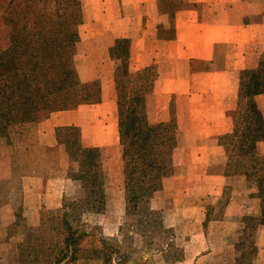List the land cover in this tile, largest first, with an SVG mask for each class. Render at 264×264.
<instances>
[{
  "label": "rangeland",
  "instance_id": "1",
  "mask_svg": "<svg viewBox=\"0 0 264 264\" xmlns=\"http://www.w3.org/2000/svg\"><path fill=\"white\" fill-rule=\"evenodd\" d=\"M80 1L82 16L77 20L72 0H0V54L8 56L15 48L10 45L20 39L39 36V31L36 35L35 32L30 35L25 25L34 21L43 23L47 26L43 34L49 42L48 47L38 44L35 51L53 49L52 57H47L49 63L51 58L56 57L58 60L60 55L67 57L73 51V67L78 85L87 81H98L101 85L99 78L90 77L102 72L107 57L91 54V51H102L101 40L95 41L94 48L90 50L91 44L81 37L84 28L81 27L83 5ZM61 21L71 23L70 28H77L80 39L74 47L68 38L71 31L67 28L63 30ZM62 41L65 47L59 44ZM21 46L24 55L26 45L22 42ZM125 46L120 43L113 51L111 47L118 98L120 95L125 113L140 117L141 120L144 116L148 122L154 123L152 92L159 74L158 65L144 72V69L137 70L130 57L127 59ZM241 77L240 71L238 87H231L239 102L233 111L237 117L238 131L234 137L220 138L225 146L224 152L215 159L214 167L223 168L226 159L229 173H233L235 167L238 170L234 174L247 175L246 172L252 171L251 176L247 177L252 183L249 184L259 189L261 184L257 179L264 177V167L260 169L258 166L257 171L253 170L237 151V147L244 145L240 141L243 139L242 134L253 128L248 121L247 98L240 97ZM175 107L172 108L175 121L169 127L149 135L151 137L147 139L148 147L161 152L151 162L169 165L170 170L162 175L158 190L142 198L138 197L131 204L125 186L121 137L122 156L117 166L103 147L83 146L78 127L60 128L59 147L36 150L33 147L35 143L31 144L34 141L33 134L28 128H22V125L37 120L12 124L8 135L0 137L5 139L7 145H13L0 150V156L5 154L12 158L11 178L0 182V262L178 264L179 259H185L194 250L197 252L199 249L191 247L193 235L186 232L185 224H176L172 220L164 200L166 191L172 187L173 175L186 170L182 157L184 147H181L184 139L179 131ZM65 109L69 108H56L47 115ZM23 142L32 147L23 146ZM130 146V156L140 160L143 153L139 148L140 142L131 143ZM150 153L146 155L149 161ZM164 156L166 160H163ZM137 159V180L144 182L147 179L148 183L152 182L153 176L148 171L150 163ZM135 190L141 193L143 188L137 184ZM5 200L12 206L9 210H1ZM254 222L251 218L245 219L239 233L234 236L240 253L239 264H256Z\"/></svg>",
  "mask_w": 264,
  "mask_h": 264
},
{
  "label": "crops",
  "instance_id": "2",
  "mask_svg": "<svg viewBox=\"0 0 264 264\" xmlns=\"http://www.w3.org/2000/svg\"><path fill=\"white\" fill-rule=\"evenodd\" d=\"M82 5L81 37L91 44L90 50L101 40L102 51L91 54L107 57L102 72L90 77L100 79L101 99L22 125L33 134L31 144L36 150L59 147L60 128L74 126L83 146L103 147L120 165L119 98L111 47L128 38L130 61L137 70L158 65L153 121H171L176 106L184 139L186 170L173 175L164 200L169 216L185 224L193 235L191 247L199 250L178 264H238L234 236L246 217L262 215L263 198L247 175L228 172L226 159L223 168L216 169L214 162L224 152L220 138L237 127L233 111L239 102L232 88L238 87L240 71L258 66L264 51V0H82ZM254 101L264 121V92ZM4 141L0 138V150L13 146ZM256 147L264 157V138ZM11 175L12 158L4 154L0 182ZM7 201L1 210L12 207ZM254 232L255 263L264 264V224L254 226Z\"/></svg>",
  "mask_w": 264,
  "mask_h": 264
},
{
  "label": "trees",
  "instance_id": "3",
  "mask_svg": "<svg viewBox=\"0 0 264 264\" xmlns=\"http://www.w3.org/2000/svg\"><path fill=\"white\" fill-rule=\"evenodd\" d=\"M72 1L75 4L76 19L79 20L82 16L81 1ZM61 22H63L61 23L63 30L67 28L69 32L71 31V33L68 32V38L70 45L72 44L74 47L80 39L77 28H70L69 24L71 23L67 21ZM25 26L30 35L32 34L31 32H35L34 34L36 35L37 31H39V36L35 38L29 36L20 39L16 41L14 45H10L15 46V48H13V52H10L8 56L4 53L0 54V137L7 136L9 128L14 123L38 121L43 116H48L47 114H49L50 110L56 108H72L81 103L96 102L101 99V85L98 81H87L78 85L79 82L75 79V68L73 67V51L72 53L70 51L67 57L60 55L58 60L56 57L54 59L51 58V63H49L50 60H47V57H52L54 53L53 49L47 48L46 52L35 51L38 44L43 47L47 46L49 43L45 38L46 35L43 34L44 30L47 29L45 24L34 21V23L31 22ZM22 42L26 45L24 55L21 49ZM63 42L64 41L59 44L65 47L66 44ZM120 43L126 45V56L128 59L130 57V40L128 38L116 40L115 44L112 46V51L115 46H119ZM10 67L14 69H10ZM149 68L146 69L148 70ZM10 70H12V72H10ZM241 76L240 97L241 99L244 97L247 98L246 110L248 112V121L253 128L242 134L243 139L240 141H242L244 145H241L242 147H237V151H239L238 154L241 155L243 159L250 163L248 166L257 171L258 166L260 169L264 167V157L257 152L256 147L257 141L264 138V121L262 113L254 101V96L264 92V52L260 57L258 66L256 68L242 70ZM44 111L46 112L42 116L41 114ZM119 113L120 137L123 144V158L125 160V186L127 189L128 202L131 204V202L138 199V197L142 198L158 190L161 185L162 175L169 172V165H156V163L151 162L155 160L161 152L154 147H148L147 139L151 137L149 135H153L154 132L169 127L171 123L175 121V118L173 117L169 122L150 123L144 116L143 120H141L140 117L130 116L124 111L123 101L120 95ZM235 118L237 121L236 116ZM237 131L238 126L233 133L224 135L223 137H234ZM137 142H140L139 148L143 150L140 160L130 156V145L131 143ZM151 150H153V153H150ZM88 151H93V149H89ZM147 152L151 155L150 161L146 158ZM136 159L137 161L150 163L148 171L149 174L153 176L152 182L148 183L147 179H144V182L137 180V175L135 174L137 172V167L135 165ZM163 160H166L165 156ZM237 170L238 169L235 167L233 173ZM246 173L247 176H251L252 171ZM156 178L159 179L156 180ZM257 182L261 184L258 189V194L262 197L264 196V177L258 178ZM137 184L140 188H143L141 193L135 190ZM132 191H134V194ZM250 218L255 221L253 223L254 226L260 223L264 224V204L262 215L258 217H246V219Z\"/></svg>",
  "mask_w": 264,
  "mask_h": 264
}]
</instances>
